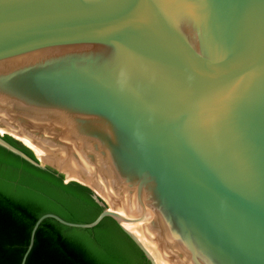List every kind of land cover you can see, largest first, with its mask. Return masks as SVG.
<instances>
[{"label":"water","instance_id":"obj_1","mask_svg":"<svg viewBox=\"0 0 264 264\" xmlns=\"http://www.w3.org/2000/svg\"><path fill=\"white\" fill-rule=\"evenodd\" d=\"M7 134L34 157L7 141ZM0 147L88 187L150 264H264V0H0Z\"/></svg>","mask_w":264,"mask_h":264},{"label":"trees","instance_id":"obj_2","mask_svg":"<svg viewBox=\"0 0 264 264\" xmlns=\"http://www.w3.org/2000/svg\"><path fill=\"white\" fill-rule=\"evenodd\" d=\"M3 137L34 157L10 135ZM103 210L91 190L63 182L51 168L41 169L0 147V264H20L37 218L52 212L72 222H91ZM24 264H150L110 217L92 228H74L43 219Z\"/></svg>","mask_w":264,"mask_h":264}]
</instances>
